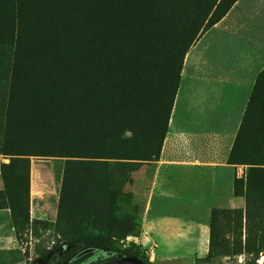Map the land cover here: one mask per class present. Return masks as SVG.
<instances>
[{"label":"rangeland","instance_id":"rangeland-1","mask_svg":"<svg viewBox=\"0 0 264 264\" xmlns=\"http://www.w3.org/2000/svg\"><path fill=\"white\" fill-rule=\"evenodd\" d=\"M168 138L208 203L154 196ZM84 241L264 264V0H0V264L106 258Z\"/></svg>","mask_w":264,"mask_h":264},{"label":"crops","instance_id":"crops-1","mask_svg":"<svg viewBox=\"0 0 264 264\" xmlns=\"http://www.w3.org/2000/svg\"><path fill=\"white\" fill-rule=\"evenodd\" d=\"M176 140H179V136L175 137L174 141ZM170 142L168 138L165 144L168 149L166 148V152H162L163 154L156 161L153 178L154 196H175L184 201L208 203L214 188L215 167L212 164L197 161L194 154H190L189 151L169 149ZM194 190L198 191L192 193ZM202 191L204 194L200 197L203 200L195 196Z\"/></svg>","mask_w":264,"mask_h":264},{"label":"trees","instance_id":"trees-1","mask_svg":"<svg viewBox=\"0 0 264 264\" xmlns=\"http://www.w3.org/2000/svg\"><path fill=\"white\" fill-rule=\"evenodd\" d=\"M232 157H233V153L231 152L229 155V159ZM83 243H86V244H84L85 247L91 248L92 250L102 251L106 255V258L104 260L98 261L96 263L117 260V259H120L122 257H134V258L140 259L143 262H145L146 264H148L144 260L143 254H140L139 251L133 250L132 248H124L122 250H112L110 248L101 247V246H98L96 244H92V243L89 244V242H85V241ZM91 264H95V263H91Z\"/></svg>","mask_w":264,"mask_h":264},{"label":"water","instance_id":"water-1","mask_svg":"<svg viewBox=\"0 0 264 264\" xmlns=\"http://www.w3.org/2000/svg\"><path fill=\"white\" fill-rule=\"evenodd\" d=\"M95 264H146V263L134 257H122L117 260L106 261V262L95 263Z\"/></svg>","mask_w":264,"mask_h":264}]
</instances>
